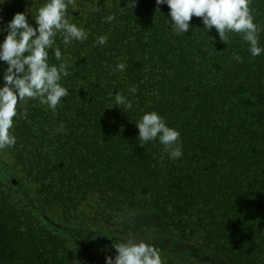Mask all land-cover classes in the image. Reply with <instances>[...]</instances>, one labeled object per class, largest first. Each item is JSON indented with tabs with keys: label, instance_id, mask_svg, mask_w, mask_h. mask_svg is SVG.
<instances>
[{
	"label": "trees",
	"instance_id": "obj_1",
	"mask_svg": "<svg viewBox=\"0 0 264 264\" xmlns=\"http://www.w3.org/2000/svg\"><path fill=\"white\" fill-rule=\"evenodd\" d=\"M43 3L4 0L0 27L17 12L36 27ZM76 4L67 18L87 39L55 45L69 95L55 113L24 102L16 144L0 151V264H106L129 237L163 264H264V52L253 57L236 33L222 42L195 16L177 34L156 0ZM251 8L264 48V0ZM49 62L59 63L54 48ZM117 93L131 109L114 106ZM152 111L180 132L182 157L158 139L139 145L136 123Z\"/></svg>",
	"mask_w": 264,
	"mask_h": 264
},
{
	"label": "clouds",
	"instance_id": "obj_2",
	"mask_svg": "<svg viewBox=\"0 0 264 264\" xmlns=\"http://www.w3.org/2000/svg\"><path fill=\"white\" fill-rule=\"evenodd\" d=\"M165 3L169 6L171 23L177 34L188 32L192 17L195 16L203 20L207 32L214 27L222 42H228L229 33H236L249 45L253 57L264 52V48L259 46L262 28L255 22L252 0H156V11H159V5ZM69 6L75 10L76 0H45L33 16L36 27L29 23L27 12L15 13L6 25L0 27V32H7L0 43V61L7 64L3 72L4 84L0 87V151L16 144V137L11 130L14 118L27 116L26 113L19 112L24 102L37 100L55 113L61 100L69 95L61 81L70 75V65L60 48L55 47L56 38L61 36L67 46L73 41L83 42L88 37L82 27L71 23L67 18ZM114 19L113 15L106 17L109 23ZM107 42L106 35L99 36L96 40L99 46H104ZM53 48L58 64L49 62V50ZM234 59L242 62L238 55H234ZM125 69L126 64L119 62L115 71L122 72ZM129 91L135 94L137 87L133 86ZM121 105L127 109L133 106L123 94L117 93L114 106L121 109ZM136 126L141 147L158 139L171 159L182 157L180 132L169 127L158 113H145ZM57 131H64L63 125ZM112 246L117 254L115 258L107 256L106 264H163L160 250L143 240L136 241L129 237L125 241L117 240Z\"/></svg>",
	"mask_w": 264,
	"mask_h": 264
}]
</instances>
